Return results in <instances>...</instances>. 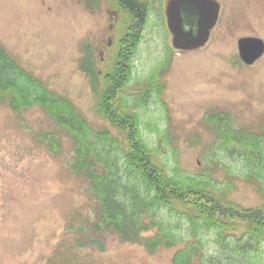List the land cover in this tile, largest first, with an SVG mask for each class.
<instances>
[{"label":"rangeland","instance_id":"1","mask_svg":"<svg viewBox=\"0 0 264 264\" xmlns=\"http://www.w3.org/2000/svg\"><path fill=\"white\" fill-rule=\"evenodd\" d=\"M145 1L153 7L125 94L132 98L138 93L136 83L172 53L161 98L154 96L137 109L144 139L163 143L162 158L170 169L178 165L184 172L198 174L207 167V155L213 154L214 161L220 159L241 176L244 164L236 154L210 151L215 135L202 127L201 119L209 108L221 107L230 110L236 126L255 127L264 120V54L248 65L240 59L237 44L241 37L264 40V0H218L221 12L208 43L189 52L171 45L164 1L160 10L157 0ZM94 3L0 0V44L24 68L70 98L99 128L107 123L96 113L89 81L79 69L82 48L91 45L98 70L104 69L115 54L124 12L115 0ZM153 125L159 135L149 130ZM53 126L37 107L15 116L0 103V264H172L176 248L149 253L143 245L122 242L112 232L94 233L95 203L87 182L72 171L71 141L61 136V150L55 153L36 138L54 130ZM214 175L220 180L225 177L220 167ZM234 183L229 199L244 207L264 203V194L255 185L237 176ZM171 220L185 230L182 220ZM203 238L205 254L214 263L235 264L214 231L205 232ZM258 254L264 264V243Z\"/></svg>","mask_w":264,"mask_h":264},{"label":"trees","instance_id":"2","mask_svg":"<svg viewBox=\"0 0 264 264\" xmlns=\"http://www.w3.org/2000/svg\"><path fill=\"white\" fill-rule=\"evenodd\" d=\"M115 1L124 12L115 54L99 71L94 49L84 44L79 62L95 98V111L107 125L93 126L70 98L24 68L1 44L0 103L15 116L39 108L54 130L36 138L50 151L60 152L61 136L71 141L72 171L87 182L95 203L94 233L112 232L122 242L143 245L149 253L176 248L172 264H216L205 254L203 238L205 232L214 231L235 264H262L258 253L264 243V203L244 207L229 199L228 193L234 190L237 176L264 194V120L255 127L236 126L230 110L221 107L209 108L201 119L202 127L215 135L210 151L236 154L244 164L241 176L220 159L214 161L213 154L207 155V167L198 174L184 172L178 165L170 169L162 158L163 143L144 139L137 109L154 96L161 98L172 52L136 83L138 93L132 98L126 95L132 60L153 5L145 0ZM87 2L97 5L94 0ZM149 130L159 135L156 125ZM218 167L225 176L222 180L214 175ZM172 218L182 220L185 230L180 231Z\"/></svg>","mask_w":264,"mask_h":264},{"label":"water","instance_id":"3","mask_svg":"<svg viewBox=\"0 0 264 264\" xmlns=\"http://www.w3.org/2000/svg\"><path fill=\"white\" fill-rule=\"evenodd\" d=\"M220 13L217 0H167L166 24L173 48L194 51L208 42ZM240 59L251 65L264 54V40L259 37L238 39Z\"/></svg>","mask_w":264,"mask_h":264},{"label":"flooded vegetation","instance_id":"4","mask_svg":"<svg viewBox=\"0 0 264 264\" xmlns=\"http://www.w3.org/2000/svg\"><path fill=\"white\" fill-rule=\"evenodd\" d=\"M162 1H164V3H163V13H165V4H166V1L167 0H162ZM157 2H159V5H158V7H156V8H158L159 10L161 9V7H162V5H161V0H157ZM157 9V10H158ZM220 12H221V9H220Z\"/></svg>","mask_w":264,"mask_h":264}]
</instances>
